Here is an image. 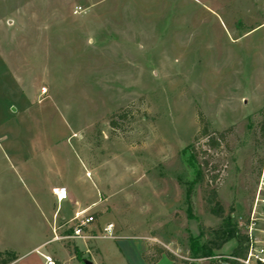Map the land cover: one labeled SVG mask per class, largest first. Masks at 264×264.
Returning <instances> with one entry per match:
<instances>
[{
  "label": "rangeland",
  "instance_id": "obj_1",
  "mask_svg": "<svg viewBox=\"0 0 264 264\" xmlns=\"http://www.w3.org/2000/svg\"><path fill=\"white\" fill-rule=\"evenodd\" d=\"M263 109L264 0H0V252L206 264L188 245L221 224L211 190L244 234ZM114 114L125 117L113 129ZM80 210L94 238L51 241Z\"/></svg>",
  "mask_w": 264,
  "mask_h": 264
},
{
  "label": "trees",
  "instance_id": "obj_2",
  "mask_svg": "<svg viewBox=\"0 0 264 264\" xmlns=\"http://www.w3.org/2000/svg\"><path fill=\"white\" fill-rule=\"evenodd\" d=\"M262 115L264 117V109L262 110ZM124 117V114H114L113 118L109 122V125L114 129L117 126V120L114 119H123ZM259 127L261 128V131H264V121L259 124ZM200 135L202 137H208L206 126L201 128ZM207 143L211 149H215L219 144V142L213 138H209ZM200 177L201 174L199 172L197 175V181H200ZM216 198V192L211 190L208 194L206 204L209 213L213 217L219 219L221 224L216 230H210V234L212 235L210 240L199 244L198 238L191 239L188 245V250L190 251L192 258L206 259V264H242L240 260H243L246 256L247 237L246 235L238 232L234 222L232 221L231 212L225 215L222 206L218 203ZM199 229L201 232L199 238H202L204 230L207 229H205L202 225H199ZM230 241L234 242V247L231 249L229 254L224 256L217 254ZM73 251L75 258L78 259L80 255L79 252L76 249ZM157 252L159 254L160 250H157ZM142 258L149 264L158 261V256L148 259L144 254ZM170 258L173 259L172 256H170ZM15 259L16 256L13 254H4L0 252V264H11Z\"/></svg>",
  "mask_w": 264,
  "mask_h": 264
},
{
  "label": "built area",
  "instance_id": "obj_3",
  "mask_svg": "<svg viewBox=\"0 0 264 264\" xmlns=\"http://www.w3.org/2000/svg\"><path fill=\"white\" fill-rule=\"evenodd\" d=\"M53 197L57 203H61L68 199V193L65 188H53L51 190ZM264 161L259 168L255 185V195L253 203L245 216L238 218V226L243 229L244 235L247 237L246 243V256L243 260H240L242 264H264V230H260L256 227L258 222L264 223ZM86 211L81 210L74 213L72 220L78 222L76 226L72 228L71 235L57 236L55 227L52 228L53 239L51 241L60 240H80L83 243L86 240L94 237L86 236L82 234V227L90 225L94 221L93 215H84ZM112 224H107L103 229L104 237L112 239ZM50 242V241H49ZM43 264H70L75 259L71 256L69 260L60 262L58 259L47 255L40 254Z\"/></svg>",
  "mask_w": 264,
  "mask_h": 264
},
{
  "label": "crops",
  "instance_id": "obj_4",
  "mask_svg": "<svg viewBox=\"0 0 264 264\" xmlns=\"http://www.w3.org/2000/svg\"><path fill=\"white\" fill-rule=\"evenodd\" d=\"M53 189V188H52ZM71 203V205H72V207H76V206H78V204L76 203V204H74L73 202H70ZM81 211V210H80ZM78 212V211H77ZM73 218V217H72ZM71 219V218H70ZM47 242H45V243H42L40 246H42V245H44V244H46ZM39 246V247H40ZM41 257V256H40ZM55 258V257H54ZM19 258H18V256L16 255V259L11 263V264H15L16 262H17V260H18Z\"/></svg>",
  "mask_w": 264,
  "mask_h": 264
},
{
  "label": "water",
  "instance_id": "obj_5",
  "mask_svg": "<svg viewBox=\"0 0 264 264\" xmlns=\"http://www.w3.org/2000/svg\"><path fill=\"white\" fill-rule=\"evenodd\" d=\"M85 264H89V263L86 262Z\"/></svg>",
  "mask_w": 264,
  "mask_h": 264
}]
</instances>
